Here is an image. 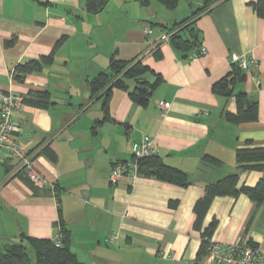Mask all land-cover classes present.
I'll list each match as a JSON object with an SVG mask.
<instances>
[{
    "label": "crops",
    "instance_id": "0c3cea01",
    "mask_svg": "<svg viewBox=\"0 0 264 264\" xmlns=\"http://www.w3.org/2000/svg\"><path fill=\"white\" fill-rule=\"evenodd\" d=\"M203 1L179 0L171 9L159 0H110L89 13L86 0H0V90L23 99L32 90L50 94L47 108L24 102L14 109L13 121L15 137L36 169L57 185L55 191L39 188L20 174L15 160L0 155V249L23 235L52 238L62 219L85 264H209L206 256L197 259L201 236L193 228L194 203L206 184L230 173L240 172L247 185L262 176L240 170L236 150L249 139L264 146V18L249 5L256 0H218L195 19L208 54L192 60L159 36ZM233 52L257 60L234 87L258 101L257 121H226L222 111L236 110L234 97L212 90L230 71ZM114 53L121 59L138 56L163 82L147 107L114 89L111 120L97 127L102 100L91 98L89 81L108 69ZM49 55L52 60L43 61L40 71L23 82L14 78L16 65ZM160 100L171 103L165 116ZM146 137L154 139L167 164L188 174L189 186L148 177L111 180L113 163L132 159ZM47 147L55 161L45 155ZM205 155L222 164L206 162ZM171 200H179L176 208ZM214 217L218 226L211 241H252L264 249V205L244 194L217 197L204 225Z\"/></svg>",
    "mask_w": 264,
    "mask_h": 264
},
{
    "label": "trees",
    "instance_id": "16d2710c",
    "mask_svg": "<svg viewBox=\"0 0 264 264\" xmlns=\"http://www.w3.org/2000/svg\"><path fill=\"white\" fill-rule=\"evenodd\" d=\"M110 0H86L85 9L89 13H98L107 5ZM168 8H175L179 0H159ZM218 0H204L191 14L182 20L175 22L169 28V40L173 47L186 54V57L198 51L200 40L193 24L199 14L208 10L213 3ZM146 2V1H145ZM256 14L264 18V0H256L249 3ZM177 27H179L177 29ZM181 32H186L181 34ZM14 39L7 41L6 45H13ZM59 41L57 45L60 43ZM154 55L157 59L162 58L160 49H155ZM191 59V58H190ZM52 55L44 56L40 60L32 59L25 63L16 65L14 78L23 82L27 74L40 71L42 62H50ZM247 78L246 70L240 68L236 63H231L230 71L213 84L212 90L215 94L224 97H234L236 110L224 109L223 118L234 124L242 122L257 121L259 119V103L253 100L245 91L235 92V85L243 82ZM163 82V77L146 65L138 56L131 59H121L114 53L109 61L108 69L101 71L89 81L91 98L96 97L102 100L103 118L96 122V126L111 120L109 103L114 89H121L128 93L130 99L142 107L150 104L151 98ZM50 94L47 91H29L28 97L23 102L47 108ZM95 126V127H96ZM45 155L55 161L57 155L50 149L45 148ZM206 162L214 165H221L222 162L212 156L205 155ZM236 160L240 170H258L262 176L255 185H247L241 182L240 172H233L227 176L205 185L204 193L194 203L193 211L195 220L193 228L200 232L201 244L197 252V259L200 260L208 253V247L218 226V219L212 220L205 226L204 221L215 198L222 196L246 195L258 206L264 205V146L253 144L252 140H247L246 145L236 150ZM127 161V160H125ZM124 162V161H118ZM117 163V162H116ZM116 163H113L115 165ZM138 172L140 177L154 178L163 182H168L181 187L191 184L188 174L181 168L167 164L164 159L156 154L138 160ZM41 188V187H39ZM54 189L48 188L50 191ZM179 200H171L169 206L176 208ZM56 229L61 231V246H57L54 238H35L27 235L16 243L10 244L4 251L0 252V264H85L73 251V235L61 219ZM248 245L258 247L252 241Z\"/></svg>",
    "mask_w": 264,
    "mask_h": 264
},
{
    "label": "built area",
    "instance_id": "2783aa9c",
    "mask_svg": "<svg viewBox=\"0 0 264 264\" xmlns=\"http://www.w3.org/2000/svg\"><path fill=\"white\" fill-rule=\"evenodd\" d=\"M148 34L153 30L148 29ZM170 33L161 32L160 41H167ZM208 54L206 46H200L198 51L191 54L193 60ZM231 63H236L243 70H249L257 65V60L247 58L243 54L233 52ZM24 105L23 98L10 91L0 90V155L5 153L18 163L20 174L28 178L36 186L44 188H55V184L49 181L34 164L33 156L28 153L23 144L15 137L16 125L13 121V111ZM158 107L162 115H166L171 107L169 101L160 100ZM156 143L154 139L146 137L141 143L136 144L133 149L132 159L117 162L112 166L110 178L117 181L119 178L128 177L130 182H135L139 177L138 160L156 154ZM61 231L56 229L53 236L57 246H61ZM206 258L209 264H264V249L251 245L226 244L221 242H210Z\"/></svg>",
    "mask_w": 264,
    "mask_h": 264
},
{
    "label": "rangeland",
    "instance_id": "374dc122",
    "mask_svg": "<svg viewBox=\"0 0 264 264\" xmlns=\"http://www.w3.org/2000/svg\"><path fill=\"white\" fill-rule=\"evenodd\" d=\"M189 14H191V12H190ZM258 247H259V246H258ZM3 250H4V248H1V249H0V251H3Z\"/></svg>",
    "mask_w": 264,
    "mask_h": 264
}]
</instances>
